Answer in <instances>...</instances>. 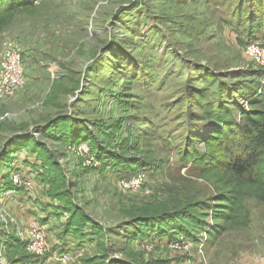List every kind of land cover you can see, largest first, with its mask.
I'll use <instances>...</instances> for the list:
<instances>
[{
    "label": "rangeland",
    "instance_id": "rangeland-1",
    "mask_svg": "<svg viewBox=\"0 0 264 264\" xmlns=\"http://www.w3.org/2000/svg\"><path fill=\"white\" fill-rule=\"evenodd\" d=\"M249 1L41 0L17 17L0 55L5 40L22 46L28 80L0 99V264H264L255 199L247 228L209 242L134 221L210 193L183 158L214 128L205 106L264 89V48H251L264 22ZM32 226L43 255L28 249Z\"/></svg>",
    "mask_w": 264,
    "mask_h": 264
},
{
    "label": "trees",
    "instance_id": "trees-1",
    "mask_svg": "<svg viewBox=\"0 0 264 264\" xmlns=\"http://www.w3.org/2000/svg\"><path fill=\"white\" fill-rule=\"evenodd\" d=\"M40 1L0 0V42L2 34L17 17L34 12L39 8ZM251 5L250 9L253 8L258 19L253 20L251 11L246 9L250 21L264 22V0H253ZM238 94L239 92L233 91L227 96L231 100L222 106L220 103L217 107H204L202 117L213 122L214 128L204 133L205 136L201 135L203 148H200L201 144L200 147L195 145L192 155L188 156L187 153L183 158L185 163L190 164L183 166L187 167V172L202 179L210 187L208 196L193 200L188 208L162 216H140L134 221L141 223V231L171 234V238L179 234L197 243L202 232L207 235L204 242H209L216 235L250 225L251 212L246 201L255 199L264 203V108L261 107L264 106V89L259 95L244 92ZM241 97L251 105L259 106H252L247 110L241 102ZM232 104L234 108H231ZM24 135H18L15 140ZM128 144L129 140H125L121 146L126 150ZM209 216L212 218V224L208 221ZM16 242L17 248H24L19 240ZM22 257L24 259L21 258L23 262L20 263L40 264L32 260L35 257L32 254Z\"/></svg>",
    "mask_w": 264,
    "mask_h": 264
},
{
    "label": "built area",
    "instance_id": "built-area-1",
    "mask_svg": "<svg viewBox=\"0 0 264 264\" xmlns=\"http://www.w3.org/2000/svg\"><path fill=\"white\" fill-rule=\"evenodd\" d=\"M253 51L259 53L264 45L254 44ZM0 55V99H7L25 89L28 80L27 66L25 64V50L16 41L5 40L1 45ZM263 86H264V80ZM78 148L89 151L86 145H79ZM30 241L27 246L30 252L43 255L48 251L43 232L32 226ZM4 264V263H3Z\"/></svg>",
    "mask_w": 264,
    "mask_h": 264
}]
</instances>
